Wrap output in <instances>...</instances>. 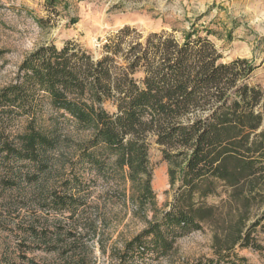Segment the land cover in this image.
<instances>
[{"label":"trees","instance_id":"16d2710c","mask_svg":"<svg viewBox=\"0 0 264 264\" xmlns=\"http://www.w3.org/2000/svg\"><path fill=\"white\" fill-rule=\"evenodd\" d=\"M37 21L45 26V19ZM203 29L206 35L194 23L182 39L163 31L136 41L121 74L110 66L109 43L98 60L71 43L60 49L43 45L24 59L23 82L0 91L3 113L18 109L29 116L24 132L13 141L3 139L0 128V221L4 230L12 228L11 233L19 235L16 252H3L0 264H45L27 254L26 250L39 248L57 255L58 264H93L84 242L86 233L81 231L84 225L77 221L79 198L49 192L48 181L60 176L68 164L72 170L88 165L99 175H109L124 197L130 183L137 211L149 204L156 208L149 157L152 138L163 146L176 193L162 221L151 222L126 243L118 264L128 263L151 236L155 243L167 242L171 248L163 226L174 236L201 230L217 223L224 209L230 221L223 237L216 238V255L186 264H248L237 247L264 253V92L248 82L254 64L245 58L222 62L209 37L214 31ZM138 71L144 73L139 81L132 76ZM36 90L47 94L56 113L48 125L38 123ZM108 100L117 106L116 113L105 108ZM68 116L77 129L90 133L74 150L65 147L68 139L62 133L61 118ZM72 178L64 182L80 181L78 175ZM33 195L41 211L49 203L56 213L69 210L72 226L59 221L51 229L40 222L48 217L39 215L20 220L21 208H30ZM210 197H219L220 203L209 204ZM253 209L261 212L250 220ZM98 233L95 223V236Z\"/></svg>","mask_w":264,"mask_h":264},{"label":"rangeland","instance_id":"374dc122","mask_svg":"<svg viewBox=\"0 0 264 264\" xmlns=\"http://www.w3.org/2000/svg\"><path fill=\"white\" fill-rule=\"evenodd\" d=\"M38 18L45 19V26L38 23ZM194 23L201 35H206L203 27L214 31L209 37L221 53L222 62L238 58L250 60L255 71L248 82L264 92V0H55L53 4L49 0H0V49L4 50L0 55V91L12 83L23 82L22 62L43 45H55L60 49L71 43L98 60L106 54L104 46L109 43L113 45L110 66L115 73L121 74L127 67L128 51L133 43L144 42L150 34L163 31L182 39L183 32ZM127 28L129 30L122 34L121 31ZM132 76L139 81L144 73L138 71ZM34 99L40 104L38 123L48 125L49 117L56 113L49 105L47 94L36 90ZM105 108L110 113L117 112L113 100L106 101ZM28 121L29 116L18 109L10 113H3L0 109L3 139L13 141L24 132ZM61 122L62 133L68 139L65 147H73L74 150L89 138L90 133L77 129L69 116L61 118ZM162 147L154 138L150 140L156 208L149 204L145 210L137 211V202L131 198L130 183H127V196L124 197L116 190V184L109 175H99L88 165L76 166L72 170V164H68L60 176L51 177L48 181L49 192L70 193L79 198L77 221L84 225L81 231L86 233L84 242L88 245L87 250L91 251V263L118 264L126 243L147 229L151 222H161L164 212L170 209L176 189L170 185V165L164 159ZM73 175H78L80 181L64 182L73 179ZM220 200L219 197H210L207 202L219 204ZM30 201L34 202L30 208H21L20 220L39 215L48 217V221L42 218L40 222L48 223L51 229L59 221L67 228L72 226L69 210L56 213L49 203L47 210L41 211L42 205L36 204L34 195ZM2 208L0 202V220ZM260 212L253 209L250 220ZM4 214L9 215V212ZM222 214L217 223L205 224L201 230L183 235L174 236L163 226V237L172 241V247L169 248L167 242L155 243L151 236L143 243V249L134 251L133 258L126 264H186L215 256L216 238L223 237V230L230 221L226 209ZM10 223L16 222L11 220ZM95 223L100 239L95 236ZM11 229L4 230L0 221V255L16 252L19 235L11 233ZM235 250L247 259L248 264H264V253L260 251L239 247ZM26 251L38 263L58 264L60 259L41 248Z\"/></svg>","mask_w":264,"mask_h":264}]
</instances>
